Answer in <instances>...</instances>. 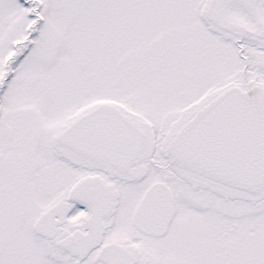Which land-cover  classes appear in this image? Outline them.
I'll return each instance as SVG.
<instances>
[{"label": "snow or ice", "instance_id": "1", "mask_svg": "<svg viewBox=\"0 0 264 264\" xmlns=\"http://www.w3.org/2000/svg\"><path fill=\"white\" fill-rule=\"evenodd\" d=\"M0 264H264V0H0Z\"/></svg>", "mask_w": 264, "mask_h": 264}]
</instances>
